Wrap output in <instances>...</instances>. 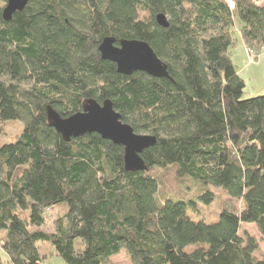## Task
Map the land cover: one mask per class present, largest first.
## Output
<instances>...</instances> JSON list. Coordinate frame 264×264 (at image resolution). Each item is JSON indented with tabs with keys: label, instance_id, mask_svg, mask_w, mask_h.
I'll list each match as a JSON object with an SVG mask.
<instances>
[{
	"label": "trees",
	"instance_id": "obj_1",
	"mask_svg": "<svg viewBox=\"0 0 264 264\" xmlns=\"http://www.w3.org/2000/svg\"><path fill=\"white\" fill-rule=\"evenodd\" d=\"M0 0V264H105L126 250L133 264H264V95L243 98L233 61V28L256 59L264 52V0H30L5 21ZM169 26H161L158 14ZM106 37L147 41L169 77L119 73L102 58ZM86 98L111 99L136 132L157 142L146 171H127L124 147L98 133L66 141L47 118L82 110ZM175 165L194 180L196 199L162 196L155 171ZM211 187L242 200L218 220L189 214L215 199ZM62 212L46 230L49 211ZM39 242L52 247L41 252ZM193 246L192 250H188Z\"/></svg>",
	"mask_w": 264,
	"mask_h": 264
},
{
	"label": "water",
	"instance_id": "obj_2",
	"mask_svg": "<svg viewBox=\"0 0 264 264\" xmlns=\"http://www.w3.org/2000/svg\"><path fill=\"white\" fill-rule=\"evenodd\" d=\"M30 0H7L3 8L5 21L12 20L14 14L23 11ZM161 26L168 27L164 14L157 15ZM101 56L117 65L119 73L131 75L143 71L155 77H169L167 64L156 54L147 41L140 39H121L106 37L99 45ZM49 124L66 141L86 134L98 133L104 139L124 147L125 168L127 171H146L149 169L142 153L154 146L157 137L151 133H138L134 127L122 120V115L114 107L111 99L102 103L95 98H86L82 110L69 116H62L54 107H47Z\"/></svg>",
	"mask_w": 264,
	"mask_h": 264
},
{
	"label": "rangeland",
	"instance_id": "obj_3",
	"mask_svg": "<svg viewBox=\"0 0 264 264\" xmlns=\"http://www.w3.org/2000/svg\"><path fill=\"white\" fill-rule=\"evenodd\" d=\"M6 4V2H5ZM240 22H236L233 28V34L235 37V47L232 49L233 61L237 67L240 76L245 80L246 87L244 89L243 98H251L258 95H264V52L257 57L252 50L248 49V57L245 60L244 50L245 45L242 39ZM248 48V47H247ZM24 124L19 120L9 121L3 126V130L0 133V145L9 142L16 138L18 134L23 130ZM141 134L147 132H138ZM155 171L156 175L160 179V193L162 196H169L173 199H189L196 197L200 194L194 180H188L181 178L177 174V168L175 165H168L163 168L158 166L154 167L151 172ZM215 193V199L213 202L206 204L205 202L199 201L196 210H190L189 214L196 220H205L207 222H214L218 220L220 213L227 209L234 212H240L243 205L242 200L230 196V194L217 187H211ZM59 207L52 208L49 211V219L44 225L46 230L54 229V220L61 214ZM241 233H249L254 236L258 243L259 249L256 251V255L259 258L264 257V235L258 229L256 223H243ZM44 244L42 247L43 253L52 254V247L46 242H39V245ZM194 247L191 246L188 250H192ZM43 264H66L61 257L51 256ZM105 264H133L126 250L121 251L120 254L109 258Z\"/></svg>",
	"mask_w": 264,
	"mask_h": 264
},
{
	"label": "crops",
	"instance_id": "obj_4",
	"mask_svg": "<svg viewBox=\"0 0 264 264\" xmlns=\"http://www.w3.org/2000/svg\"><path fill=\"white\" fill-rule=\"evenodd\" d=\"M244 45H245V43H244ZM245 50H244V58H245V60L247 59V57H248V48H247V46L245 45ZM4 231H1L0 230V236H2V235H4ZM44 246V244H41L40 245V248H41V252L43 253V249H42V247ZM0 254H1V256H2V258L4 259V260H8L9 259V257H8V255L4 252V250L1 248V245H0Z\"/></svg>",
	"mask_w": 264,
	"mask_h": 264
}]
</instances>
